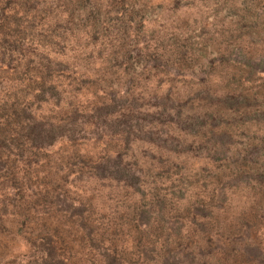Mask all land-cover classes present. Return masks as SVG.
<instances>
[{"label": "rangeland", "instance_id": "rangeland-1", "mask_svg": "<svg viewBox=\"0 0 264 264\" xmlns=\"http://www.w3.org/2000/svg\"><path fill=\"white\" fill-rule=\"evenodd\" d=\"M264 264V0H0V264Z\"/></svg>", "mask_w": 264, "mask_h": 264}, {"label": "trees", "instance_id": "trees-1", "mask_svg": "<svg viewBox=\"0 0 264 264\" xmlns=\"http://www.w3.org/2000/svg\"><path fill=\"white\" fill-rule=\"evenodd\" d=\"M59 264V263H58Z\"/></svg>", "mask_w": 264, "mask_h": 264}]
</instances>
